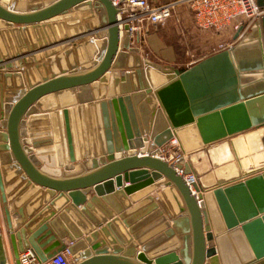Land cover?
<instances>
[{
	"label": "water",
	"instance_id": "95a60500",
	"mask_svg": "<svg viewBox=\"0 0 264 264\" xmlns=\"http://www.w3.org/2000/svg\"><path fill=\"white\" fill-rule=\"evenodd\" d=\"M93 2L105 10V36L93 35L78 44L76 41L86 35L47 45H37L33 39L29 51L16 49L11 53L6 38L11 28L32 29L38 40L41 34L44 37L46 22ZM257 3L264 7V0ZM21 8L0 1V76L6 81V85L0 83V203L4 213V221L0 222V264H8L5 243L13 252L15 264H21L20 254L28 250L44 261L65 249L76 258V264H264V167L218 180L203 195L196 183L193 187L197 194L192 193L178 172L186 173L183 155L170 163L149 149L142 154L121 151L119 156L108 149L100 156L101 163L94 162L84 174L71 177L52 176L40 167L38 158L28 149L23 128L41 99L97 86L98 81L108 82V72L121 66L117 56L123 51L140 53L141 48L131 44L128 24L124 25L123 34L119 9L112 0H53ZM47 27L52 30V25ZM234 40L229 48L188 67L164 66L144 58L145 68L137 72L147 80L142 90H146L144 94L155 93L168 123L146 138L153 148L160 149L176 138L182 152L189 153L251 128L264 129V15L252 24L247 35L238 38L235 33ZM66 42L74 43V47L64 50L70 58L69 67L33 82V69L24 68L28 59L37 61L35 57L41 52ZM75 51L83 53L79 58L84 56L85 60L80 64L75 60ZM61 58L58 56L57 60ZM13 77L19 78L20 84L11 90L13 96L5 98L4 89L14 87L8 83ZM63 114L73 160L69 107L63 108ZM9 171L15 175L7 181ZM164 178L166 181L161 180ZM128 181L129 185L124 184ZM160 183L164 190L158 197L163 199L164 192H168L173 207L169 212L171 220L163 215L156 201L126 218L124 212L139 201L131 195L147 188L151 193ZM37 187L40 190L35 196L40 197L41 204L30 208L31 201L18 206ZM63 199L65 203L59 205ZM149 199L154 200L153 196ZM10 202L18 206L14 213L24 225L17 231ZM94 206L106 216L99 229L81 215L98 223L91 212ZM153 211L160 219L139 232L138 221ZM165 221V230L139 242L142 234ZM120 225L129 239L125 247L120 245L124 242L117 229ZM102 234L109 248L102 246Z\"/></svg>",
	"mask_w": 264,
	"mask_h": 264
},
{
	"label": "crops",
	"instance_id": "0c3cea01",
	"mask_svg": "<svg viewBox=\"0 0 264 264\" xmlns=\"http://www.w3.org/2000/svg\"><path fill=\"white\" fill-rule=\"evenodd\" d=\"M0 1L5 5L13 6L19 0ZM24 1L28 2V0ZM171 1L173 0H150L153 4H165ZM75 11L74 14L77 20H82L79 23L80 27L78 26V28L75 27L74 29L75 32H78L75 36L86 35L77 40L75 44L88 40L93 35L95 37L106 35V29L104 28L106 13L103 8H100L93 2L91 6L85 4ZM20 28L19 26L11 28V32L6 33V38L7 40L9 39L11 49L15 46L17 50L24 52L31 46V40L34 39L35 33L32 29L27 31ZM234 35L235 33L231 29L215 30L199 28L195 24L193 14L189 8L185 5L177 6L175 12L165 25L151 26L146 41L141 43V45H133L141 48L140 53L123 51L117 56L116 60L121 62V66L114 67L108 72V82L102 83L98 81L97 86L91 85L83 90L66 91V94L59 97L57 94H52L42 98L40 104L36 106L35 111L27 117L23 128V136L29 146L28 149L38 158L40 167L46 173L56 177H71L84 174L93 168L94 162L95 164L101 163L99 158L108 149L114 150L116 156H119L122 152H140L142 154L143 150L147 149L157 152L159 149L153 148L151 140H146V138L166 128L168 123L155 93L144 94L146 90H142L144 86H147V80L143 78L142 74L139 76L137 72L145 68L144 58L147 56L164 66L175 68L188 67L213 53L232 46L235 43ZM23 47L25 50H22ZM79 54L77 51L74 52L75 60L80 64L85 59L84 56L79 58ZM58 56L62 57V59L54 61V66L60 70L64 67L63 65L69 67L70 58L61 53ZM8 81L14 87L4 89V94L2 95L5 98L13 96L11 90H16L20 84V79L17 77L9 78ZM0 83L6 85L3 76H0ZM65 107H69L70 110L73 160L71 159L68 132L63 114V108ZM260 130L264 132L263 128H260ZM256 137H258V134L249 135L245 143L253 146ZM257 142L261 146V143ZM178 143L180 145L179 141ZM238 145L239 143H234L232 147L236 149ZM212 151H216V149ZM225 152L226 148L221 150L220 156L225 157L227 154ZM262 153L264 157V152ZM246 164L243 160H239L236 172L231 171L230 167L227 169L228 172L223 171L224 175L222 174V176L230 178L239 173L264 167V163L253 168H248L249 165ZM4 166L6 164H3L2 167ZM184 171L189 173L186 169V163L184 164ZM14 175V171H9V174L7 177L5 175V177L7 181H10L14 178ZM161 180L166 181V178ZM197 181L200 184L198 186L204 190L202 195L208 189L215 186L217 182L208 185L207 180L202 181L197 179ZM124 184L129 185L130 182H124ZM161 186L162 184L160 183L158 189L151 193H149L150 189L147 188V190L142 189L131 195V197L133 196L135 200L139 201L133 203L132 207L124 212L125 217L127 218L137 212H142L156 201L163 210V215L170 221L171 216L169 212L173 211V207L168 192L167 194L164 192L163 199L158 197V193L164 190ZM39 190L40 188L37 187L36 191L30 192L27 197L19 202L18 206H23L26 202L31 201L30 208H35L36 205L41 204L40 197L38 195L35 196ZM12 194L13 192L9 193L10 196ZM92 195L93 192L89 193L88 199H91ZM149 196H153L154 200H150ZM58 202L59 205H63L65 199ZM70 204L71 202L66 206H70ZM18 206L12 202L9 205L11 212H13L15 231L24 226L20 220V216L14 213ZM107 206L111 209L109 204ZM94 207L95 210L93 209L94 211L91 210V212L96 217L98 223L89 221L84 213L81 215L85 217L92 227L99 229L98 225L105 223L106 216L98 207ZM79 208L81 209L83 206ZM204 208H207L206 204ZM159 219L160 216H158L157 211L147 214L142 220L138 221V224H140L139 232L148 229L158 222ZM3 221L4 213L2 214L1 212V224ZM167 222L165 221L147 230V232L142 234L139 242L143 243L165 230L168 227ZM117 229L124 237L123 243L120 244V241L118 242L125 247L129 240L126 236V229L122 225L118 226ZM99 240L103 243L102 246L104 248L110 247L107 238L103 234ZM65 241L68 242V239H65ZM6 249L9 251L8 246H6Z\"/></svg>",
	"mask_w": 264,
	"mask_h": 264
},
{
	"label": "built area",
	"instance_id": "2783aa9c",
	"mask_svg": "<svg viewBox=\"0 0 264 264\" xmlns=\"http://www.w3.org/2000/svg\"><path fill=\"white\" fill-rule=\"evenodd\" d=\"M118 7V19L120 28L124 31V25L128 24L132 45H141L153 25H165L179 5L187 6L192 14L195 24L202 29L225 30L231 29L238 33V38L244 36L252 24L264 15V7L258 5L257 0H173L165 4H153L150 0H112ZM160 16V20L155 17ZM124 34V32H123ZM175 138L168 141L155 155L170 163L180 155L173 145ZM183 175L192 193H195L193 184L195 175L191 172ZM9 253L11 250L9 249ZM72 254L68 249L60 251L50 258L42 261L32 251L20 254L21 264H72ZM8 264H15L12 257Z\"/></svg>",
	"mask_w": 264,
	"mask_h": 264
},
{
	"label": "rangeland",
	"instance_id": "374dc122",
	"mask_svg": "<svg viewBox=\"0 0 264 264\" xmlns=\"http://www.w3.org/2000/svg\"><path fill=\"white\" fill-rule=\"evenodd\" d=\"M51 1L53 0H28V2L24 0L23 1L19 0L15 2V5L19 8L22 7L23 9H26L29 7L30 4H35V3L45 4ZM75 10L67 15H62L46 22L43 27V29L47 28V30L43 31L44 37H41L42 34L40 35V37L42 38L41 40L40 37L38 40L36 39V37H34L35 43L40 44L42 42V44L45 45L54 44L57 43L58 41L61 42V41L69 40L72 37H75V35H77L78 32H75L74 29L75 27L77 28L78 26L80 27L79 23H81L80 21H82V20H77L74 14V12H76ZM47 25H52L51 31L48 29ZM249 31L250 29L248 30V32ZM247 33L245 35H247ZM70 46L74 47V43L66 42L65 44L49 49L48 51L39 54L37 57H35L37 58V61L34 59H28L29 63L27 62L24 68L33 69L31 70L32 73L31 75H33L32 77L34 79L33 82L41 80L45 76H51L54 73H59L61 70L54 66L55 64L54 61L57 60L59 53L64 55V50L69 48ZM16 49L17 48L15 46L12 49H10L11 53H15ZM22 50H25V48L23 47ZM25 51H29V47ZM55 52L58 53L55 54L54 56ZM63 66L64 68L68 67L67 65H63ZM66 93L67 92H63L61 94H57V96L59 97ZM0 124H2V122ZM253 134H258V137L255 138L256 141L253 143V146H250L249 143L248 144L245 143V140H248L247 137ZM257 141L261 143V146L258 145ZM231 143L232 144L239 143L238 148L234 149ZM225 146H230L229 153L225 157H221L220 152L221 150L226 148ZM174 147L176 148V146ZM213 149H216V151H212ZM217 152L218 154H216ZM262 152H264V132L260 129L258 130L251 128L242 131L240 133H237L236 135H232L223 138L221 140H218L217 142L206 144L201 149H198L193 152L183 153L182 151H180L179 156L181 155L184 156L186 169L188 170V172L194 173L198 180H202V181L207 180L208 182L207 184L209 185L210 183L216 182L218 180L228 179L227 176L224 177L222 176V174L224 173L223 171H227V169L231 167L230 170L236 172L239 166V160L240 161L243 160L244 163H247L246 165H249L248 168L260 166L262 163H264V157ZM1 207L2 205L0 203V216L2 212ZM76 261H77L76 258H73V262Z\"/></svg>",
	"mask_w": 264,
	"mask_h": 264
},
{
	"label": "bare ground",
	"instance_id": "6f19581e",
	"mask_svg": "<svg viewBox=\"0 0 264 264\" xmlns=\"http://www.w3.org/2000/svg\"><path fill=\"white\" fill-rule=\"evenodd\" d=\"M258 130H259V129H258ZM175 139H176V138H175ZM177 140H178V139H177ZM177 140L173 141V145L176 146V150L179 151V149H180V151H182V150H181V146H180L181 144L179 145V143H178L179 140H178V141H177ZM163 146H164V145H163ZM163 146H162V147H163ZM162 147H161V148H162ZM225 147H226V151H227L226 153L228 154V153H229L230 146H225ZM143 152H146V150H143ZM155 153H158V151L155 152ZM227 154H226V155H227ZM193 174H194V173H193ZM194 175H195V174H194ZM194 178H196V179H195V180H196V181H195L196 184H197V185H200V184H199V181H197V177L195 176ZM194 190H195V189H194ZM202 192H204V190H202ZM194 194H197L196 190H195V193H194ZM0 201H1V200H0ZM199 201H200V200H199ZM9 205H10V203H9ZM6 246H8L9 249H10V247H9V245H7V244L5 243V250H6V255H7V258H8V259H7V262H8V261H9V255H10V258H11V259H12V257L14 258V255H13V252L8 253V251H7V249H6ZM72 257H73V255H72ZM73 258H75V257H73ZM73 258H72V259H73ZM72 264H76V262H72Z\"/></svg>",
	"mask_w": 264,
	"mask_h": 264
},
{
	"label": "clouds",
	"instance_id": "9594fccd",
	"mask_svg": "<svg viewBox=\"0 0 264 264\" xmlns=\"http://www.w3.org/2000/svg\"><path fill=\"white\" fill-rule=\"evenodd\" d=\"M155 19H156V20H160L161 17H160V16H156Z\"/></svg>",
	"mask_w": 264,
	"mask_h": 264
}]
</instances>
